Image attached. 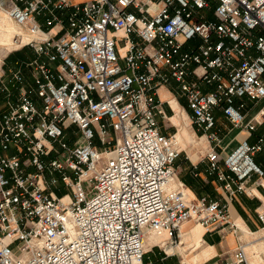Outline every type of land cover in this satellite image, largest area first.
<instances>
[{
  "label": "built area",
  "instance_id": "1",
  "mask_svg": "<svg viewBox=\"0 0 264 264\" xmlns=\"http://www.w3.org/2000/svg\"><path fill=\"white\" fill-rule=\"evenodd\" d=\"M1 20L35 55L31 81L18 68L0 87L15 90L0 113V264H149L147 239L177 246L189 220L239 229L226 203L178 180L159 88L177 83L210 140L216 109L246 133L223 158L207 150V172L230 198L251 194L264 176V133L250 141L264 124V0H0ZM247 246L225 264H252Z\"/></svg>",
  "mask_w": 264,
  "mask_h": 264
},
{
  "label": "crops",
  "instance_id": "2",
  "mask_svg": "<svg viewBox=\"0 0 264 264\" xmlns=\"http://www.w3.org/2000/svg\"><path fill=\"white\" fill-rule=\"evenodd\" d=\"M2 21L5 20H1V22ZM23 50H26V53L31 52L34 57L35 53L30 47L23 46L14 49L0 44V87L3 82L6 81L12 88V72L18 68H21L23 74L31 81V69L24 64L25 60L18 58L15 60L14 64H11L9 61L13 53L22 52ZM171 83L159 88V94L163 100H165L164 108L167 116L163 117L159 114L158 121L163 133L176 134L178 138L177 144L180 149V155L175 162L178 180L186 185L191 196L197 197L208 194L226 203L228 205L229 215L233 221L237 222L241 220L249 229L260 227L261 222L258 213L264 209V176H258L257 174L251 176L248 181V185L250 189H252L251 194L242 192L230 198L222 186L223 183L207 172V150L215 146L216 149L220 151V157L223 158L239 144L240 140L246 136V133L240 128L232 126L225 118L222 111L216 109L215 115L217 122L214 130L218 132L220 141L217 143L216 141L210 140L208 134L205 133L199 135L197 129L193 125L194 123L191 118V110L188 107L187 99L181 91L179 93L175 92L170 87ZM14 92V88L12 89V94L10 92V95L0 90V113L7 108L8 100L13 98ZM183 97L185 98L184 102L181 101ZM169 103H171V105ZM250 116L251 114L247 116V119H249ZM262 133H264V124L258 125L255 134L250 137V141L255 142L257 137ZM202 139H204V141ZM1 153L5 152L0 147V154ZM259 165L264 168L263 162ZM192 221L193 220H189L183 224L180 240H182L184 232H190L194 227ZM203 228L204 229L201 228L203 230V245L204 247L210 246L212 248L211 255L207 259H204L201 264H225V261L233 257L238 243L245 242L242 235H240L241 231H234L229 226L216 229ZM149 238L152 240L149 239L151 247L147 249V252L155 246L156 251L158 250L157 253L161 254V250L159 249L165 250L161 244V242L165 240V236L153 235ZM156 238H160L161 241H155ZM151 253L154 255L157 254L155 252ZM151 253L148 252L146 254V259L149 264H153L150 257ZM178 255L180 258L182 254L178 252ZM169 257V254L165 253L159 259L165 261ZM178 264H185V262L180 258Z\"/></svg>",
  "mask_w": 264,
  "mask_h": 264
},
{
  "label": "bare ground",
  "instance_id": "3",
  "mask_svg": "<svg viewBox=\"0 0 264 264\" xmlns=\"http://www.w3.org/2000/svg\"><path fill=\"white\" fill-rule=\"evenodd\" d=\"M15 30V26L11 21L5 20L0 22V44H8V48H10V36L11 32ZM67 198V197H66ZM240 229V235L244 238L247 245L250 247H257L260 248L259 244L264 243V237L262 235H256L252 239L249 240L250 234L256 233L251 231L241 220L235 222ZM186 240L192 242V244H184ZM155 241H161L160 238H156ZM163 247L172 253L176 249L183 254L184 260L186 264H201L204 259H207L211 255V248L210 246L204 247L203 239H202V229L198 227H193L190 232H188L187 237L182 239L177 246H167L166 242H163ZM193 246L192 251H195L194 255L189 257V254L192 252H186V247Z\"/></svg>",
  "mask_w": 264,
  "mask_h": 264
},
{
  "label": "rangeland",
  "instance_id": "4",
  "mask_svg": "<svg viewBox=\"0 0 264 264\" xmlns=\"http://www.w3.org/2000/svg\"><path fill=\"white\" fill-rule=\"evenodd\" d=\"M32 57H33V54L30 52V53H26V50H23L22 52H16V53H13L12 55H11V57H10V59H9V61H10V63L11 64H14L15 63V60L16 59H22V60H25V61H28V60H30V59H32ZM170 87L175 91V92H177V93H179L180 92V89H179V86H177V83L175 82V81H173L171 84H170ZM182 102H184L185 101V98L183 97L182 98V100H181ZM194 126H195V128L197 129V131H198V134L199 135H201V134H203L204 133V131L202 130V129H199L195 124H193ZM75 128V125H73L72 127H71V129L70 130H73ZM206 138V137H205ZM197 140H199V139H197ZM203 141H204V139H202ZM219 151V150H218ZM255 160L258 162V163H261V162H263V164H264V151L262 150V151H259L258 152V154H257V156L255 157ZM66 191V189L65 188H63L61 191H60V194H62V193H64ZM206 195H208V194H206ZM230 219H231V217H230ZM232 220V219H231ZM233 221V220H232ZM193 222V226H195V227H198V228H202V229H204L203 228V226L201 225V224H199V223H197V222H195V221H192ZM235 222V221H234ZM200 228V229H201ZM251 231H253V232H256V233H253V234H250V237H249V240L250 239H252L254 236H256V235H262L263 234V230H262V225H260V227H257V228H253V229H250ZM203 231V230H202ZM238 231H240V229H238ZM187 235H188V232H184L183 233V236H182V239H185V237H187ZM152 240L151 238H148V240H147V242H146V249H148V248H150L151 247V242H150V240ZM154 241V240H153ZM245 241V240H244ZM246 242V241H245ZM184 244H192V242L191 241H189V240H186V242L184 243ZM156 246H158V245H156ZM259 246H260V248H257V247H250V246H247V253H248V257H249V260H250V262L252 263V264H264V243H260L259 244ZM159 248V247H158ZM192 249H193V246H191V247H186V252H191L192 251ZM152 250V251H151ZM151 250H149L148 252L149 253H151V252H155V253H157V251H156V249H155V246L153 247V249H151ZM159 250H161L160 252H161V254H159V253H157L156 255H154L153 253H151L150 254V257H151V259H152V261H153V264H165V263H167V264H178L179 263V260H180V258L181 259H183L184 260V257H183V254L180 252V251H178L177 249L175 250V251H173V252H177V253H174L173 254V252L172 253H170V252H168V254H169V258L167 259V260H160L159 258L161 257V256H163L166 252H165V250L164 249H159ZM147 252V253H148ZM165 252V253H164ZM178 252H180L182 255H180V258H179V255H178ZM23 253V251L21 250V249H17V251H16V254H18V255H20V254H22ZM194 253H195V251H192L190 254H189V257H191L192 255H194ZM183 257V258H182ZM184 262H185V260H184ZM185 264H186V262H185Z\"/></svg>",
  "mask_w": 264,
  "mask_h": 264
},
{
  "label": "trees",
  "instance_id": "5",
  "mask_svg": "<svg viewBox=\"0 0 264 264\" xmlns=\"http://www.w3.org/2000/svg\"><path fill=\"white\" fill-rule=\"evenodd\" d=\"M147 260V259H146Z\"/></svg>",
  "mask_w": 264,
  "mask_h": 264
}]
</instances>
